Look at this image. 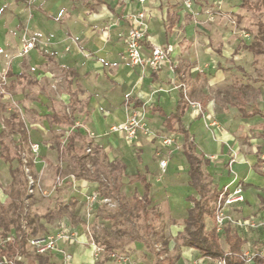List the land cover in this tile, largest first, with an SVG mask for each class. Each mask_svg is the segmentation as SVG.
I'll use <instances>...</instances> for the list:
<instances>
[{
    "label": "rangeland",
    "instance_id": "374dc122",
    "mask_svg": "<svg viewBox=\"0 0 264 264\" xmlns=\"http://www.w3.org/2000/svg\"><path fill=\"white\" fill-rule=\"evenodd\" d=\"M144 1L139 0L142 3ZM137 2L138 0H126L122 7V24L127 27L126 31L135 23L134 17L139 11L144 12V23L148 29L145 11L134 10ZM155 2L156 0H150V4ZM179 3L188 8L181 26L183 23L190 25L194 37L200 39L197 42L194 37L191 41L184 38V48L191 57L188 64L182 63L186 73L188 71L182 85L188 106L196 116L207 120V128H215L222 135L232 132L234 138L243 139L244 144L255 138V152L259 157L264 148V119L258 118L253 122L242 119L238 106H243L247 111L252 106H264V54L249 49L250 44L262 43L263 1L180 0ZM41 5V0H0V215L11 219L19 214L6 193L12 180L10 167L18 168L16 178L20 183L16 186L26 191V216L24 214L22 217L25 219L22 220L23 223L30 222V230L34 229L36 236L50 235L57 230H64L71 235L70 239L57 244V251L46 253L53 264L62 263L63 251L71 253L72 264H76L77 258L85 259L82 258L85 252L92 261H82L79 264H130L129 259H125L128 256L139 264H154L159 250L164 251V256L179 255L174 264H222L216 260L205 259L199 252L192 257L182 256L185 246L182 245V238L177 236L184 232L181 211L184 209L183 200L188 194L183 193L180 185L184 184L186 177L180 165L175 166L174 176L167 170L168 162L165 168L159 167L163 154L168 157V161L180 154V140L175 134L153 125L156 121L149 118V110L144 107L149 104L148 100L143 107H131L126 97L133 94V86L123 91L121 105L125 110V121L132 113L136 114L139 125L135 134L129 137L124 131L112 128V132L121 134L128 147L123 156L126 169L124 176L120 178L121 193L112 190L114 183L118 181V167L110 164L107 152L97 147L89 134L84 133L82 138L77 137L74 148L69 150L66 145L73 129L67 126L45 128L39 122V114L33 104L40 102L45 106L49 102L41 101L38 95L51 94L58 107L61 103L59 96L69 87L66 74L55 65V61L48 60L38 66L39 70L29 72L27 62L31 56L20 55L19 47L28 36H34L37 39V51H43L40 47L44 45L37 32ZM64 18L65 15L62 16ZM101 30L106 29L99 25L98 32ZM64 32V39L68 42L64 47L65 52L70 53L71 45L76 44L80 54L91 56V52L85 50L81 39L69 30ZM126 34L127 32L120 39V62L133 68L136 65L128 57ZM160 46L169 50L167 59L163 62L166 64L170 61L171 46ZM150 49L151 46L143 53L145 57L149 56ZM163 63L157 70L146 63L138 66L141 70L147 68L157 73ZM218 63L225 70L216 76L220 72L217 70ZM47 70L51 73L49 79L42 75ZM10 71H23L30 78L39 79V83L31 82L27 75L16 78L9 74ZM142 79L143 76L140 75L138 81ZM178 84L177 79L172 82L173 86ZM74 88L73 84L72 89ZM82 108L83 102L67 106L68 112L75 111L74 117L80 123L84 116L77 115L76 111ZM13 114L16 116L15 123H25L30 135V146L36 145L31 146L34 157V172L31 174L27 168L25 174L22 173L17 158L20 147L27 153V145L23 144L18 133H12L10 128L5 127L4 119ZM121 123H116L113 127ZM56 136L60 143L53 142ZM140 138L149 143V150L145 147L143 149L139 143ZM48 142L53 145L47 144ZM144 150L149 158L148 167L143 166L141 161ZM228 150V156L233 157L234 146H228ZM210 155L212 156L209 158L215 157L214 154ZM153 162L158 164L157 171H149ZM137 169L145 172L146 178L152 184V202L147 206V222L150 225L148 231L143 226L146 215L134 205V196H141L143 191L139 182L131 181ZM257 169L261 172L259 162ZM26 174L28 182L25 179ZM88 179L95 181L89 183ZM206 180L209 184V179ZM122 193L125 195L123 203L119 200ZM129 211L131 219L127 216ZM227 216L228 219L229 214ZM213 219L215 223L214 212ZM2 233L0 226V243L3 239ZM13 233L12 228L10 237ZM218 234L220 244L226 250L223 234L221 231ZM163 239L168 243L166 250L163 249ZM175 244L178 245L176 249ZM26 249L27 255L15 257L20 264H30L36 254L30 244ZM263 252L264 242L260 241L255 249L247 253V264H252L253 255L264 254Z\"/></svg>",
    "mask_w": 264,
    "mask_h": 264
},
{
    "label": "crops",
    "instance_id": "0c3cea01",
    "mask_svg": "<svg viewBox=\"0 0 264 264\" xmlns=\"http://www.w3.org/2000/svg\"><path fill=\"white\" fill-rule=\"evenodd\" d=\"M41 2L43 9H39L37 32L42 45H44L40 47L43 51H37L35 46L27 55H24L31 56L27 62V68L29 72L39 70L38 66L48 60L55 61V65L66 74L69 87L59 96L58 99L61 103L58 107L51 94L38 95L41 101L49 102L45 106H42L40 102H34L33 107L38 111L39 122L45 128L67 126L73 129L74 131L69 136L70 138L75 134L73 135V146L77 137L82 138L84 133L89 134L93 143L107 152L110 164L118 167V181L114 183V187L118 185L120 190L122 185L120 178L122 175L124 176L126 169L123 156L124 153H127L128 147L121 138V134L112 132V127L116 123L125 121L126 114L121 105L123 91L133 86V94L127 96L131 98V101L128 102L131 107H143L145 101L148 100L149 104L144 107L149 110V118L156 121L153 125L175 134L180 140V154L173 156L169 161L164 154L162 158L167 159V170L171 176L175 175L174 169L177 165H180L184 170L186 178L184 184L180 186L183 193L188 196L182 204L184 208L181 211L183 228L189 210L194 207L192 198L200 197L190 183V163L184 153L187 137L191 142L194 154L202 160L200 168L203 182L207 185L210 193L212 191L220 193L226 184H230L229 188L232 189L237 182H241L244 189L245 200L226 207L225 212L227 215L229 214V218L223 225L217 228L212 214L205 217V228L210 230L215 226L217 233L222 232L226 250L229 246L225 241V229H229L231 233L235 232L243 240L241 250L246 255L250 250L255 249L260 241L264 242V174L257 169L259 162V157L255 152L257 140L252 138L249 143L244 144L243 139H235L232 132L222 135L215 128H207V120L202 116H196L188 104L181 111L178 108L181 95L184 93L182 85L188 76V71L186 73L183 64H188L191 61L187 49L185 50L184 38L191 41L194 37L193 28L190 25L183 23L181 26L188 8L183 3L180 4V0H156L153 4H150V0H145L143 3L138 0L134 10H144L148 22L147 37L143 41V53L147 52L151 44L171 46L170 61L166 64L163 63L162 68L155 73L147 68L141 70L138 65L133 68L127 67L126 64L120 62L122 51L120 39L127 32V27L122 24L124 18L122 7L126 0H41ZM63 15H65L64 19H62ZM118 20L120 22H117ZM99 25L105 27L106 30L98 32ZM64 30H69L79 40L81 39L85 50L91 52V56L85 57L80 54L76 44L71 45L70 53L65 52L64 47L68 42L64 39ZM197 38L194 37L199 42L200 39ZM20 49L21 47H19V52ZM240 69L242 68L240 67ZM217 70L220 72H217L216 76H219L225 68L218 63ZM44 72L42 73L43 77L49 79L50 71ZM10 75L16 78L21 75L20 78H22L27 74L23 71L15 73L10 71ZM140 75L143 76V79L138 81ZM27 78L31 79V82L39 83L37 78L29 76ZM176 79L179 84L173 86L172 82H175ZM73 84L75 85L74 89H72ZM80 102H83V108L76 112L77 115L84 116L81 123L74 117L75 111L68 112L67 110L68 104ZM141 102L143 106H137ZM254 108L260 111L264 110V106L262 108L252 106L251 110L247 111L240 105L238 111L242 119H248L249 122L258 118L264 119L262 114H251ZM234 125L235 123L233 127ZM248 135L250 134L248 133ZM54 141L60 143L57 136ZM139 143L143 149L148 148L149 150V143L146 140L140 138ZM47 144L53 145L51 142ZM231 145L234 146L233 157L228 156V146ZM143 153L141 161L143 166L148 167L149 158L145 150ZM210 154H214L215 157L209 158L212 156ZM157 169L156 162H153L149 167V171H157ZM233 178H235V182L231 183ZM206 179H209L210 185ZM93 181L95 179H88L89 183H93ZM131 181L141 184L142 195L145 192L144 183H148V197L152 202L150 195L152 184L146 178V173L137 169ZM119 190L118 193H121ZM215 202V200L211 201L214 208ZM244 220L254 222L255 226L242 225ZM184 248L181 252L184 258L192 257L196 252H199L192 246ZM222 249L224 250V248ZM88 255L85 252L82 256L85 259L77 258L76 264L82 261L91 262ZM204 258L214 260L209 257Z\"/></svg>",
    "mask_w": 264,
    "mask_h": 264
},
{
    "label": "trees",
    "instance_id": "16d2710c",
    "mask_svg": "<svg viewBox=\"0 0 264 264\" xmlns=\"http://www.w3.org/2000/svg\"><path fill=\"white\" fill-rule=\"evenodd\" d=\"M264 3V0H262ZM258 45V44H257ZM253 44L249 46V49L254 50L256 53L264 54V35L262 38V43L258 46ZM10 74V72H9ZM21 77V75L19 76ZM127 101L130 102L131 98L127 97ZM188 104L184 93L181 95V100L179 103V111L183 110L184 106ZM137 106H143V103L137 104ZM262 114L264 115V110L260 111L257 108H254L251 114ZM177 115V114H176ZM15 115H10L4 119L5 127L10 128V132L18 133L23 144L27 145V153L21 149L18 151V161L19 168L23 174H25V169L27 168L29 173L34 172V157L31 151L29 134L26 128V125L23 121L14 122ZM177 117V116H176ZM3 132V130L1 131ZM75 135V134H73ZM73 135L68 140L66 148L71 150L73 149ZM184 153L187 160L190 163L189 175L190 183L195 188L199 194V198H192L194 201V207L191 208L188 212V216L185 219L184 232L178 234V238H182V245L192 246L199 250L203 257H209L214 260H220L224 264H247V258L244 256L241 245L243 240L235 233H231L229 229H225V241L228 244V250H223L218 238V233L216 227H212L210 230L205 228V217L207 215H212L214 207L211 205V201L217 200L219 192L212 191L208 189L207 185L203 182V174L200 168L202 160L198 158L191 146V142L186 137V143L184 145ZM24 155V156H23ZM7 160V159H6ZM9 160V159H8ZM11 160V159H10ZM18 168L10 167V175L12 177L11 183L6 190L7 195L12 201V204L17 207L19 214L16 218L7 219L3 214L0 215V226L2 227L3 239L0 244V264H20V261L15 257L20 255H27L26 247L28 245V239L36 236V231L30 230V222L23 219L25 213V197L26 191L21 190L18 186L20 180H17L16 173ZM27 174L25 175L26 182H28ZM144 181V180H143ZM145 192L141 197L135 196L134 205L138 210H142L146 215L144 217L143 226L148 231L150 225L147 222V206L151 203V199L148 197V188L149 184L144 183ZM119 186L115 185L113 191L118 193ZM124 195H120V202L123 203ZM1 207V204H0ZM127 209L125 208V212ZM129 219H131V212L127 213ZM21 217V218H20ZM23 220V221H22ZM13 228L14 233L11 239L6 240L9 235V232ZM167 240H162L163 249H167ZM174 248H178V245H174ZM164 251L159 250L157 252V258L154 264H174L178 259V255L175 256H164ZM6 260V262H4ZM251 260L253 264H264V255L256 253L252 256ZM30 264H53L49 261L48 255L45 254H34V258L31 260Z\"/></svg>",
    "mask_w": 264,
    "mask_h": 264
},
{
    "label": "built area",
    "instance_id": "2783aa9c",
    "mask_svg": "<svg viewBox=\"0 0 264 264\" xmlns=\"http://www.w3.org/2000/svg\"><path fill=\"white\" fill-rule=\"evenodd\" d=\"M144 18V12L139 11L134 17L135 23H133L127 31L126 44L128 57L130 59V62L134 65H143L144 63H146L147 65H149L150 68L157 70L159 66L167 59L169 50L167 48H163L160 45L151 44L149 56H144L142 52V43L147 37V25L144 23ZM36 43L37 39L34 36H28L21 45L20 55H27L29 51L36 46ZM138 123L139 122L136 118V114L132 113L125 122L119 124L117 127L112 128L124 131L129 137H132L135 134L137 126L139 125ZM31 146L36 147V145ZM166 164V158H161L159 160V166L161 168H165ZM259 166L261 172L264 174V148H262L259 154ZM233 182H235V178L232 179L231 183ZM229 185L230 184H226L221 189L218 198L215 202V208L213 212L217 228L221 227L228 217L225 212L226 207L234 203L243 202L245 200L243 184L241 182L235 183L232 189L229 188ZM242 225L255 226L254 222H248L246 220L242 222ZM70 237L71 235L68 232L64 230H57L55 233L50 235L31 237L30 239H28V244L32 246L36 253L45 254L48 252L57 251V244L60 241L70 239ZM9 239H11L10 236L6 238V240ZM244 256L246 257V254H244ZM125 259H129L130 264H139L137 260H134L130 256L126 257ZM72 260L73 258L71 253H69L68 251L62 252L61 264H72ZM216 261L224 264L220 260ZM4 262H6V260H4Z\"/></svg>",
    "mask_w": 264,
    "mask_h": 264
}]
</instances>
